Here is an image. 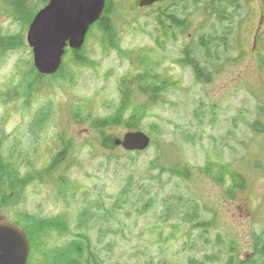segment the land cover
Segmentation results:
<instances>
[{"label":"rangeland","instance_id":"obj_1","mask_svg":"<svg viewBox=\"0 0 264 264\" xmlns=\"http://www.w3.org/2000/svg\"><path fill=\"white\" fill-rule=\"evenodd\" d=\"M39 1L42 7L49 2ZM112 1L121 50L155 58L161 71L180 81L168 102L141 120L157 144L142 154L109 149L85 116L115 110L120 79L133 65L118 48L104 47L94 27L84 50L90 60L75 64L68 55V80L49 75L32 94L9 104L0 100L2 154L19 170L16 188L0 202V218L17 222L25 211L64 216L69 230L50 231L44 245L33 244L29 264H49L56 250L77 239L99 264H226L231 257L241 264L253 252L254 234L264 229V133L251 125L264 104V0H227L223 19L202 13L212 9V0H164L143 8L139 0ZM3 5L0 0V29L26 41L0 57V93L11 94L34 64L26 40L31 23L15 20ZM167 10L190 19L185 33L172 25ZM164 20L169 38L163 36ZM202 35L214 40L206 56L207 82L197 81L193 67L180 62L182 48ZM129 130L121 124L111 132L117 137ZM66 145L68 166L41 181ZM159 152V162L185 166L190 177L151 168ZM222 166L223 181L216 178ZM62 171L64 195L57 183ZM229 171L248 181L234 197L227 192Z\"/></svg>","mask_w":264,"mask_h":264},{"label":"trees","instance_id":"obj_2","mask_svg":"<svg viewBox=\"0 0 264 264\" xmlns=\"http://www.w3.org/2000/svg\"><path fill=\"white\" fill-rule=\"evenodd\" d=\"M6 3L3 5L4 11L6 13L12 14L15 20L20 21L21 23L30 24L36 13L41 9V1L39 0H1ZM233 1L232 2L233 4ZM213 4L212 9L203 10V14L208 17H213V19H223L226 9L225 2L227 0H212ZM210 2V3H211ZM160 3V2H159ZM208 3V4H210ZM157 4V3H156ZM112 5L113 1L108 0L107 6L104 14L101 19L97 21L91 28V31L94 27L99 29V32L102 34V37L106 43L104 47L109 48H118L119 54L122 57H127L131 60L130 72L122 77L119 82V92H120V101L116 106L115 110L107 116L94 117V114L89 111L85 116H88L92 120V128L99 133L102 137V144L109 149H114L117 146L114 144L115 134L111 132L116 126L125 124L130 130H143L142 128V119L147 116L148 112L153 109L155 106L168 102V96L175 88L180 86V81L173 78L169 72L166 70L161 71V62L157 61L155 58L146 55H132V51H123L119 47V44L116 43V37L118 35V28L115 24V20L112 16ZM207 5V4H206ZM166 16H168L172 25L179 28L182 33H185L187 28L192 24L190 19L186 17H178L174 10H167ZM192 15V14H190ZM161 22L165 18L163 16L159 17ZM168 21V20H167ZM166 20L162 24L163 36L169 38L168 27L165 25ZM90 31V33H91ZM210 33L208 37L212 36ZM89 36V34H88ZM213 39H208L206 36L202 35L200 40L194 44H187L182 48L183 58L180 60L185 65L191 66L194 69L197 81L207 82L209 81L210 76V63L206 61L208 55L211 56V48L213 46ZM26 46V41L22 34H13V35H4L3 31L0 29V57L1 55H6L9 50H17L21 47ZM85 45L80 50L68 49L64 57L63 65L59 71L54 74H51L50 77L53 79L58 78L62 80H68V74L65 72L68 65V55L71 54L72 62L75 64H85L87 60L85 58ZM207 52V55H206ZM67 57V58H66ZM208 74V76H207ZM49 75L41 74L34 66L31 61V65L28 70L23 72V78L21 82L15 87L13 91H10L11 94L0 93V100L2 102H11L12 98L16 99L22 98L26 95L32 94L33 89L38 90L41 84L43 83L45 77ZM39 86V87H38ZM13 93V94H12ZM4 95V97H3ZM76 112V111H75ZM259 117L251 125L253 129L257 132L264 133V128L258 129L259 124L263 123L264 117V104L261 103L258 109ZM77 117L81 114L76 113ZM75 116V113H74ZM264 124V123H263ZM0 132V202H5L7 196H9V191L16 188V184L19 181V173L17 166L5 158L2 154V145ZM152 137V136H151ZM157 144V142L152 137L151 146ZM67 147L64 146L60 152L55 156V161L51 170H48L46 175L40 179L45 181L48 179L50 174L58 171V168L62 164L68 166L67 161ZM147 150V149H146ZM144 151H134L139 154H142ZM128 151V150H125ZM129 152V151H128ZM129 153H132L130 151ZM151 162V168L157 167L161 168L165 172H170L177 174L182 177H190V170L185 166H173L168 167L163 163L159 162L158 159ZM149 166V168H150ZM215 165L210 164L207 167L209 174L212 172V168ZM224 167H220L217 171L218 174L216 178L223 181L225 180V171ZM66 171H62L60 174L59 180L57 183L60 185L59 192L61 195L66 194L67 190L65 188ZM230 177L232 179V186L228 188V195L230 197L236 196L237 191H242L247 189V178L241 173H235L229 171ZM22 218L17 219V224L21 225L27 232L31 244H36L37 246L44 245L45 235L50 231H56L60 234L65 233L69 230L64 216H58L55 218H42L37 215L31 214L29 212H23ZM84 240L77 239L66 244L62 249L56 250L53 259L49 264H99L97 260V255L89 251L85 252ZM34 246V245H33ZM89 248V246H88ZM90 250V249H89ZM249 262H254L255 264H264V229L254 234V243H253V252L249 258L242 260L241 264H247ZM226 264H238L237 259L231 257Z\"/></svg>","mask_w":264,"mask_h":264},{"label":"water","instance_id":"obj_3","mask_svg":"<svg viewBox=\"0 0 264 264\" xmlns=\"http://www.w3.org/2000/svg\"><path fill=\"white\" fill-rule=\"evenodd\" d=\"M108 0H49L33 18L26 40L33 62L41 74H54L63 64L67 48L84 47L92 26L101 19ZM164 0H139L149 7ZM152 137L143 130H129L114 138L116 146L144 151ZM32 244L26 230L14 221L0 218V264H29Z\"/></svg>","mask_w":264,"mask_h":264}]
</instances>
